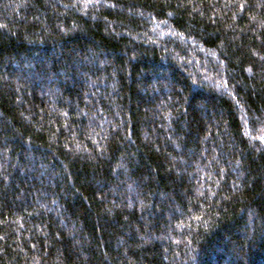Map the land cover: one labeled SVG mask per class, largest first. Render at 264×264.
<instances>
[{
    "label": "trees",
    "instance_id": "obj_1",
    "mask_svg": "<svg viewBox=\"0 0 264 264\" xmlns=\"http://www.w3.org/2000/svg\"><path fill=\"white\" fill-rule=\"evenodd\" d=\"M0 264H264V0H0Z\"/></svg>",
    "mask_w": 264,
    "mask_h": 264
}]
</instances>
